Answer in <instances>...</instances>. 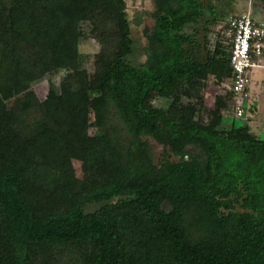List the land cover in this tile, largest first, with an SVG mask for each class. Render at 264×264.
Instances as JSON below:
<instances>
[{
  "label": "trees",
  "instance_id": "16d2710c",
  "mask_svg": "<svg viewBox=\"0 0 264 264\" xmlns=\"http://www.w3.org/2000/svg\"><path fill=\"white\" fill-rule=\"evenodd\" d=\"M153 1L142 60L126 0H0V264H264V139L224 123L230 97L203 103L209 77L232 88L237 13ZM93 19L109 49L89 74L81 26ZM58 70L40 107L7 115Z\"/></svg>",
  "mask_w": 264,
  "mask_h": 264
},
{
  "label": "rangeland",
  "instance_id": "374dc122",
  "mask_svg": "<svg viewBox=\"0 0 264 264\" xmlns=\"http://www.w3.org/2000/svg\"><path fill=\"white\" fill-rule=\"evenodd\" d=\"M11 1V0H10ZM223 1V0H222ZM214 1L219 5H226L224 2ZM127 2V12L129 19L131 21L132 30H133V37L137 42L138 55L143 60L145 56H143V48L146 46V38L144 36V28L146 26L152 27L154 25V20L150 17L145 15L144 11H153L155 4L153 0H126ZM247 4V5H246ZM254 4L253 0H233V2H229V8L238 9L234 13H240L245 6H249ZM259 9V8H258ZM228 10V7L225 9ZM262 12L261 10H258ZM262 14H257V16H261ZM264 18V14L262 15ZM94 19L90 21H86L81 26L82 31V41L80 44V51L82 54L83 66L89 72V74H95L97 68V59L98 54L101 51L105 50L108 51L109 45H106V40L103 38L101 33H94ZM222 28L220 26H214L209 30L208 39L210 40V46L214 47L216 44L217 38L222 36ZM221 35V36H220ZM139 58V60H140ZM67 71L65 70H58L53 74H49L43 79L36 81L33 86L28 89L27 91L15 96L14 98L10 99L6 102V112L9 117L16 114H22L25 110L35 109L41 106V104L46 100L47 95L49 93L51 83H54L57 89L61 88V84L63 83L64 79L66 78ZM256 79L258 78L257 73L255 71L252 76V84L251 87L256 83ZM204 88V97L203 103L204 106L208 109H213L215 107V98L217 95L222 94L225 96L230 97L229 106L227 109H223V118L224 123L227 126H232L233 124L237 127L244 126V125H252L253 131L262 139H264V120H262V124L260 127L256 123L255 111L251 109L249 120L246 117L243 118H236L233 116L232 110V96L230 95L231 92V81L225 80L223 83L218 84L214 77H209V79L205 83ZM254 90V88L252 89ZM259 90H256L258 93ZM255 93V92H254ZM188 100L187 97L184 98ZM252 107L255 108L256 105L260 108V97L258 98L257 95H251V103ZM155 103L157 105H162L164 100L156 99ZM247 106V103L245 104ZM264 109V105H262ZM37 111V109H36ZM37 112L30 114V118L35 115ZM204 120H207L208 117L206 114H202ZM251 121H255L254 123ZM250 122V123H249ZM110 125L111 127L116 130L119 128L118 122L115 119V116L110 114ZM159 129H162L160 126ZM94 132L93 128H90V133ZM149 143L152 148V156L156 163H159L162 159L163 155V146L160 145L156 140L149 138ZM193 150V148H192ZM73 166L76 171V177L78 180L84 181L88 178L89 175V167L88 164L83 162L82 160L74 159ZM54 201V200H53ZM57 203V202H55ZM58 204V203H57ZM100 204H89L87 206V211H91L96 209ZM60 207V206H59Z\"/></svg>",
  "mask_w": 264,
  "mask_h": 264
},
{
  "label": "built area",
  "instance_id": "2783aa9c",
  "mask_svg": "<svg viewBox=\"0 0 264 264\" xmlns=\"http://www.w3.org/2000/svg\"><path fill=\"white\" fill-rule=\"evenodd\" d=\"M232 36L230 63L232 67L233 116H251L252 73L262 65L264 55V21L256 20L252 11L230 15L227 19ZM247 103V106L245 104Z\"/></svg>",
  "mask_w": 264,
  "mask_h": 264
},
{
  "label": "crops",
  "instance_id": "0c3cea01",
  "mask_svg": "<svg viewBox=\"0 0 264 264\" xmlns=\"http://www.w3.org/2000/svg\"><path fill=\"white\" fill-rule=\"evenodd\" d=\"M214 1H218V2H220V1H222V0H213V6L215 7V9L217 10L216 12H217V14L219 15V14H221V12L223 13V12H225L226 10V8L228 7V10L226 11V13H234L235 11H237L236 9H234V7L233 8H229V2H233V0H223L222 2H224L225 4H227V6L226 5H219V4H217V3H215ZM235 1V0H234ZM247 5V4H246ZM259 8V9H258ZM251 10L252 11V15H253V17L256 19V20H259V21H264V18L262 17V15L264 14V6H263V4H261V3H257V4H251V5H249V6H245V8L244 9H242V11L239 13L238 12V14H242V13H244V12H246V11H248V10ZM235 10V11H234ZM258 10H261L262 12H260V11H258ZM262 14L261 16H257V14ZM209 18H212V14L209 12V11H207L206 12V15H205V17H204V21H206L207 19H209ZM219 26V25H218ZM262 65L263 66H260V67H256L255 69H254V71H255V74L257 73V75H258V78L259 79H256V83H254V85L251 87V93H253V94H255V95H257V97L259 98L260 97V108L258 107V105H256V107L255 108H251L252 110H256L255 111V117H256V123H257V125L260 127V125L262 124L261 122H262V120H264V109H263V107H262V105H264V55H263V57H262ZM254 71H253V73H254ZM253 73H252V76H253ZM254 88V90H252ZM256 90L258 91L259 90V92L258 93H256ZM255 92V93H254ZM252 105H253V102H252ZM250 117V116H249ZM261 121V122H260ZM254 123L255 121H251V123ZM250 123V122H249ZM251 128H252V130H253V126L251 125Z\"/></svg>",
  "mask_w": 264,
  "mask_h": 264
}]
</instances>
